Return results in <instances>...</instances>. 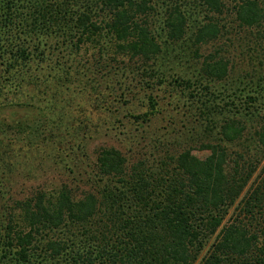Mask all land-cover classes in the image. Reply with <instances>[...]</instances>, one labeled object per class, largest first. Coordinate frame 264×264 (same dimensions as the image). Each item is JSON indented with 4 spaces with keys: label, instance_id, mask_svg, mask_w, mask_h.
I'll return each mask as SVG.
<instances>
[{
    "label": "trees",
    "instance_id": "16d2710c",
    "mask_svg": "<svg viewBox=\"0 0 264 264\" xmlns=\"http://www.w3.org/2000/svg\"><path fill=\"white\" fill-rule=\"evenodd\" d=\"M105 34L117 56L144 62L163 59L164 45L167 54L188 35L196 57L222 38L249 57L257 52V80L232 79L221 98L211 84L227 78L230 60L221 52L228 50L204 56L199 100L209 121L220 108L223 119L224 108L243 117L264 111V0H0L4 81L30 79L23 69L51 58L46 38L55 37L67 55L82 48L98 53ZM6 89L0 84V95ZM242 133L239 121L226 120L216 142L200 145L208 157L185 150L172 166L162 162L148 174L141 168L127 174L118 151L100 150L95 193L39 192L2 206L0 264H264V168L252 179L264 153V122L251 146L241 141L237 152L231 148Z\"/></svg>",
    "mask_w": 264,
    "mask_h": 264
},
{
    "label": "rangeland",
    "instance_id": "374dc122",
    "mask_svg": "<svg viewBox=\"0 0 264 264\" xmlns=\"http://www.w3.org/2000/svg\"><path fill=\"white\" fill-rule=\"evenodd\" d=\"M104 36V52L82 48L68 50V55L65 47H56L55 37L46 38L54 48L51 58L40 66L35 59L31 69H23L31 80L24 77L11 86L4 81L5 66H0V84L7 85L0 95V209L8 200H26L39 192L67 189L74 198L95 193L101 188L96 160L103 149L122 155L127 174L140 168L148 174L162 162L172 166L170 160L185 150L205 159L210 152L200 145L216 142L220 127L231 119L241 123L244 137L231 149L238 152L241 141L251 146L264 111L243 117L225 113L224 108L223 119L219 107L209 121L210 116L202 115L207 109L200 104L204 85L197 75L203 72L204 56L215 49L228 50L221 52L230 60L228 76L211 84L221 98L222 86L228 87L232 79L257 80V52L249 57L247 50L236 48L237 43L231 48L230 40L222 38L202 47L196 57L188 35L169 46L167 54L164 45L163 59L144 62L117 56L119 51L108 44L111 36ZM78 38L73 33L72 40ZM256 167L253 180L263 174L264 153ZM103 181L102 186L110 184Z\"/></svg>",
    "mask_w": 264,
    "mask_h": 264
}]
</instances>
